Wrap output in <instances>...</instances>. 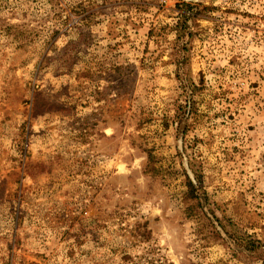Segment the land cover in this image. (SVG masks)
Returning a JSON list of instances; mask_svg holds the SVG:
<instances>
[{"label": "rangeland", "instance_id": "obj_1", "mask_svg": "<svg viewBox=\"0 0 264 264\" xmlns=\"http://www.w3.org/2000/svg\"><path fill=\"white\" fill-rule=\"evenodd\" d=\"M244 237L264 0H0V264H262Z\"/></svg>", "mask_w": 264, "mask_h": 264}, {"label": "trees", "instance_id": "obj_2", "mask_svg": "<svg viewBox=\"0 0 264 264\" xmlns=\"http://www.w3.org/2000/svg\"><path fill=\"white\" fill-rule=\"evenodd\" d=\"M189 185L191 188V191L193 192L195 190V187L193 185V183L191 182V180H189ZM247 246V248L251 251H256L257 253H259L261 260H262V264H264V250L262 249V246L264 245L262 242H260L259 240H252V241H246L247 239L244 237L242 238Z\"/></svg>", "mask_w": 264, "mask_h": 264}]
</instances>
